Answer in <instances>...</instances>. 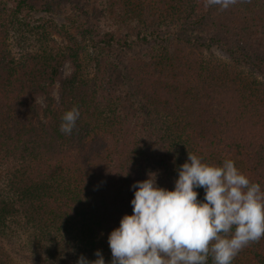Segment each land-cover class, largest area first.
I'll use <instances>...</instances> for the list:
<instances>
[{
	"label": "trees",
	"instance_id": "1",
	"mask_svg": "<svg viewBox=\"0 0 264 264\" xmlns=\"http://www.w3.org/2000/svg\"><path fill=\"white\" fill-rule=\"evenodd\" d=\"M8 1L18 16L56 0ZM106 1L101 43L122 51L135 40L151 43L122 72V88L88 78L72 52L15 57L0 15V168L14 164L0 187V264H18L4 242L20 216L30 225L35 264L92 261L97 250L111 264L108 235L132 214V185L151 171L173 190L188 152L213 165L231 159L264 190V93L241 70L264 73V0H237L226 10L205 0ZM178 33L194 36L178 43ZM216 47L229 64L212 54ZM67 61L72 71L62 77ZM73 106L81 115L64 135L61 117ZM195 190L203 201L204 189ZM233 264H264V239Z\"/></svg>",
	"mask_w": 264,
	"mask_h": 264
},
{
	"label": "clouds",
	"instance_id": "2",
	"mask_svg": "<svg viewBox=\"0 0 264 264\" xmlns=\"http://www.w3.org/2000/svg\"><path fill=\"white\" fill-rule=\"evenodd\" d=\"M236 2L205 0V7L226 10ZM80 115L77 106L64 112L61 133L71 135ZM177 171L173 190L160 187L151 171L132 185V214L108 235L111 264H233L244 248L264 239V190L233 160L213 165L188 152ZM197 188L204 189L203 201ZM95 256L81 255L76 264H105L99 250Z\"/></svg>",
	"mask_w": 264,
	"mask_h": 264
},
{
	"label": "rangeland",
	"instance_id": "3",
	"mask_svg": "<svg viewBox=\"0 0 264 264\" xmlns=\"http://www.w3.org/2000/svg\"><path fill=\"white\" fill-rule=\"evenodd\" d=\"M107 7L106 0H56L50 9L25 10L14 16L11 3L8 0H0V15L9 20L8 44L15 57L20 58L28 52L43 50L64 51L66 54L72 52L77 56L88 78L97 80L105 88H122V72L138 58L148 55L151 43L145 44L135 40L128 51L117 47L108 48L101 43L100 35L108 29V18L104 16ZM77 8L87 12L88 17L84 11L81 12ZM138 28L139 24L135 22L127 31L135 35ZM157 28L163 35L166 27ZM178 35L182 40L178 43L192 41L194 36L189 33ZM252 50L253 53L250 52L257 56L261 49ZM212 51L221 61L230 63L225 52L219 47L213 48ZM254 68L253 65H248L241 70L247 80L249 78V81L255 83L264 93V73ZM71 71L72 65L67 61L62 67V77L69 76ZM53 96L58 100V89H55ZM13 166V163H7L0 168V187H3L4 177ZM30 237V225L24 217L20 216L9 222L8 236L4 243L18 264L36 262L32 255Z\"/></svg>",
	"mask_w": 264,
	"mask_h": 264
}]
</instances>
